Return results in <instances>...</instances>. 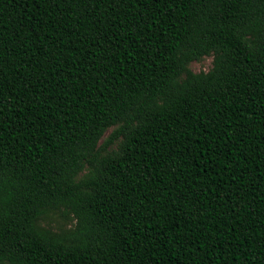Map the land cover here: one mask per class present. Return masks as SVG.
Listing matches in <instances>:
<instances>
[{
    "label": "trees",
    "instance_id": "1",
    "mask_svg": "<svg viewBox=\"0 0 264 264\" xmlns=\"http://www.w3.org/2000/svg\"><path fill=\"white\" fill-rule=\"evenodd\" d=\"M0 264H264V0H0Z\"/></svg>",
    "mask_w": 264,
    "mask_h": 264
},
{
    "label": "rangeland",
    "instance_id": "2",
    "mask_svg": "<svg viewBox=\"0 0 264 264\" xmlns=\"http://www.w3.org/2000/svg\"><path fill=\"white\" fill-rule=\"evenodd\" d=\"M212 56L204 57L199 61L193 62L190 64L189 69L194 73L208 72L212 67ZM111 130L106 133V136L109 135ZM117 144L113 145L109 150H115ZM61 212L51 214L43 222L44 226H47L55 231H60L61 229L70 228L73 226L74 221L71 216L61 215Z\"/></svg>",
    "mask_w": 264,
    "mask_h": 264
}]
</instances>
